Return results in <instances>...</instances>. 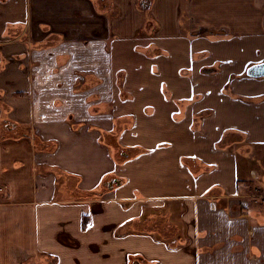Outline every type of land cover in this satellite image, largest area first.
Instances as JSON below:
<instances>
[{
  "label": "crops",
  "instance_id": "1",
  "mask_svg": "<svg viewBox=\"0 0 264 264\" xmlns=\"http://www.w3.org/2000/svg\"><path fill=\"white\" fill-rule=\"evenodd\" d=\"M184 1L0 0V264H264V0Z\"/></svg>",
  "mask_w": 264,
  "mask_h": 264
},
{
  "label": "rangeland",
  "instance_id": "2",
  "mask_svg": "<svg viewBox=\"0 0 264 264\" xmlns=\"http://www.w3.org/2000/svg\"><path fill=\"white\" fill-rule=\"evenodd\" d=\"M183 2H184V4L182 5V9H181V17H183V14L184 13H186V3H187V1H184V0H182ZM145 14L147 15V14H151V9H148V10H146L145 11ZM152 15V14H151ZM145 28H147V24L145 25ZM143 30H144V28H143ZM183 30H185V27H183V28H181V34L182 35H184L185 33H188L187 31H183ZM201 32V31H200ZM154 34L152 33V35H150V36H143V35H141V39L142 38H149V37H152ZM189 36H193L192 35V32H190L189 34H188ZM207 35H209V36H212L211 34H207ZM115 36H117V37H111L109 40H107L106 41V43H107V48H108V50L109 51H111L112 52V54L114 55V56H116V55H121V56H123V57H127L128 55H129V51L126 49V46L127 45H129V42H123V41H120L118 38H119V36L118 35H115ZM215 38L216 37H219V36H214ZM214 37H209V38H211V39H215ZM193 38H195V37H192V38H189V39H193ZM114 42H115V45H114ZM152 43H154L155 45H153V46H157L158 47V45H156L157 43L154 41V40H151V44ZM138 47H133V50H136ZM159 48V47H158ZM178 50V49H177ZM163 51L165 52L164 54H166V52L167 53H170V50L169 49H163ZM205 51L206 52H210L211 51V48H210V44H206V46H205ZM205 51H203V52H205ZM258 56H259V50H257L255 53H253V60H257V59H255V58H258ZM201 57V56H200ZM200 57H198V58H200ZM252 66H254V65H252ZM251 66V67H252ZM247 70V69H246ZM248 70H250V67H249V69ZM227 81H230V79H227ZM253 165L254 164H252V167H253ZM259 165V164H258ZM259 172H257L256 171V173L258 174V175H263L264 173H261V171L262 170H258ZM251 173V175H252V173L253 172H250ZM255 175V174H254ZM256 177V176H255ZM258 180V179H257ZM255 185L253 184V187H254ZM258 189H260V192H256V193H261V188H258ZM258 199V198H260V197H251V199ZM248 199H250V198H248ZM260 200V199H259ZM259 203L261 204V205H264V203H262L261 202V200L259 201Z\"/></svg>",
  "mask_w": 264,
  "mask_h": 264
},
{
  "label": "water",
  "instance_id": "3",
  "mask_svg": "<svg viewBox=\"0 0 264 264\" xmlns=\"http://www.w3.org/2000/svg\"><path fill=\"white\" fill-rule=\"evenodd\" d=\"M248 74L254 77L264 76V63H260V64L252 66L250 70L248 71ZM114 183L119 184V181L115 179H111L110 188L113 187Z\"/></svg>",
  "mask_w": 264,
  "mask_h": 264
},
{
  "label": "trees",
  "instance_id": "4",
  "mask_svg": "<svg viewBox=\"0 0 264 264\" xmlns=\"http://www.w3.org/2000/svg\"><path fill=\"white\" fill-rule=\"evenodd\" d=\"M40 145V143L37 141V146H39ZM102 189V187L100 188V190ZM104 189V188H103ZM97 192H89V193H82V196L83 197H87V196H90V197H92V196H97Z\"/></svg>",
  "mask_w": 264,
  "mask_h": 264
},
{
  "label": "built area",
  "instance_id": "5",
  "mask_svg": "<svg viewBox=\"0 0 264 264\" xmlns=\"http://www.w3.org/2000/svg\"><path fill=\"white\" fill-rule=\"evenodd\" d=\"M21 264H24L23 262Z\"/></svg>",
  "mask_w": 264,
  "mask_h": 264
}]
</instances>
